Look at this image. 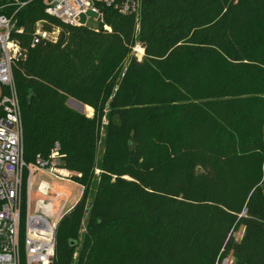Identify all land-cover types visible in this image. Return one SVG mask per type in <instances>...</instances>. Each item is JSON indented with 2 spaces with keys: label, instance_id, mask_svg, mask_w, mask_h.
Listing matches in <instances>:
<instances>
[{
  "label": "trees",
  "instance_id": "obj_1",
  "mask_svg": "<svg viewBox=\"0 0 264 264\" xmlns=\"http://www.w3.org/2000/svg\"><path fill=\"white\" fill-rule=\"evenodd\" d=\"M106 17L111 34L43 0L17 14L25 161L58 145L85 187L53 264H264V0H141L139 25ZM38 22L57 42L32 47Z\"/></svg>",
  "mask_w": 264,
  "mask_h": 264
},
{
  "label": "built area",
  "instance_id": "obj_2",
  "mask_svg": "<svg viewBox=\"0 0 264 264\" xmlns=\"http://www.w3.org/2000/svg\"><path fill=\"white\" fill-rule=\"evenodd\" d=\"M31 2L13 0L9 5L14 12L0 13V264H53L57 230L67 202L56 219L53 205L63 195L68 201V196L55 191L43 178L49 175L59 182L72 181V173L63 167L64 156L58 145L48 158L38 156L34 164L24 158L22 109L13 68L25 52L14 37L23 30L18 28L17 14ZM43 5L46 15L77 28H88L82 19L91 12L99 22L95 31L109 34L113 29L107 22L106 10L135 17L138 25L141 11V0H43ZM58 35V30L46 31L38 22L32 47L55 43ZM142 52L144 55L143 48Z\"/></svg>",
  "mask_w": 264,
  "mask_h": 264
},
{
  "label": "rangeland",
  "instance_id": "obj_3",
  "mask_svg": "<svg viewBox=\"0 0 264 264\" xmlns=\"http://www.w3.org/2000/svg\"><path fill=\"white\" fill-rule=\"evenodd\" d=\"M82 22H83L82 24L86 25L90 30L95 31L99 29V22H98L97 15L91 12L83 16ZM134 49L137 50V51L135 50L133 51L135 52L136 56L139 59H143L144 55H143L141 46L137 45ZM0 91H1V88H0ZM69 101H68L69 107H71L72 109L76 110L77 112L83 115L88 116L89 118L93 117V110L88 109V107H83L82 105L78 104L77 101L73 99H71L70 102ZM37 179H38V176H36V179L34 181L35 186L37 185ZM43 179L50 182L52 184V187L55 189V191L59 193H64L66 196H68V201L64 195L61 198H58L55 200L54 205H53L54 219L58 218L60 211L62 210L63 206L67 202L65 209L62 211V214L66 216L67 213L78 204V202L81 200L83 193L85 191V187L83 186L84 190H82L83 191L82 193V191H80V187L78 186V184L72 181L59 182L53 179L52 177H50L49 175L45 176ZM35 197H37V194H35ZM241 237H242V232L238 233V235L236 236L237 239H241ZM231 263H232V258L229 257L226 259V261L223 264H231Z\"/></svg>",
  "mask_w": 264,
  "mask_h": 264
},
{
  "label": "water",
  "instance_id": "obj_4",
  "mask_svg": "<svg viewBox=\"0 0 264 264\" xmlns=\"http://www.w3.org/2000/svg\"><path fill=\"white\" fill-rule=\"evenodd\" d=\"M70 101H71V100H70ZM70 101H69V102H70ZM78 104H79V103H78ZM80 105H82V104H80ZM82 106H83V105H82ZM83 107H84V106H83Z\"/></svg>",
  "mask_w": 264,
  "mask_h": 264
}]
</instances>
